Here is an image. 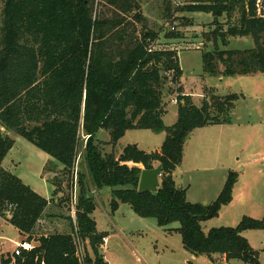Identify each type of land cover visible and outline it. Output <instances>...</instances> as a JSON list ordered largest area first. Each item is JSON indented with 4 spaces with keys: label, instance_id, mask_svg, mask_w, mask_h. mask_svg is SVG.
Returning a JSON list of instances; mask_svg holds the SVG:
<instances>
[{
    "label": "trees",
    "instance_id": "1",
    "mask_svg": "<svg viewBox=\"0 0 264 264\" xmlns=\"http://www.w3.org/2000/svg\"><path fill=\"white\" fill-rule=\"evenodd\" d=\"M143 1L0 0V128L61 165L44 166L43 172L52 174L53 192L49 199L39 196L2 167L14 141L0 130V218L26 242L37 243L1 264H107L99 251L106 235L97 232L92 217L94 195L102 189L110 190L111 213L123 204L139 218L154 219L159 228L178 233L193 256L218 254L225 263L260 264L242 233L264 231V220L246 217L235 228L202 231L203 222L232 202L236 172L228 173L209 205L189 203L173 179L190 134L229 124L238 96L220 97L204 88L196 106L180 86L179 49L154 47L159 32L149 27ZM157 1L166 23L179 12L215 19L213 48L201 55L206 76L264 75V0H189L180 7ZM222 17L225 30L217 21ZM244 37L253 40V48L226 49L231 39ZM180 38L172 32L165 36ZM171 95L177 122L166 127L164 101ZM100 130L108 142L96 139ZM132 130L165 133V139L156 152L130 145L118 153L117 143ZM157 166L158 192H139L142 170ZM173 224L178 227L169 229Z\"/></svg>",
    "mask_w": 264,
    "mask_h": 264
},
{
    "label": "rangeland",
    "instance_id": "2",
    "mask_svg": "<svg viewBox=\"0 0 264 264\" xmlns=\"http://www.w3.org/2000/svg\"><path fill=\"white\" fill-rule=\"evenodd\" d=\"M171 1L175 6L180 7L189 0ZM160 4L157 0H145L141 8L142 13L148 19L149 27L159 32L155 48L165 46L179 49L178 63L182 71L180 86L183 92L192 97L196 106L201 104L204 88L212 89L215 95L220 97L236 94L238 99L231 112V119L236 123L262 122L263 125L257 128L255 140L264 137V75L206 76L201 55L202 50L213 48L210 39L213 37L215 19L201 13L179 12L169 23H166L162 20ZM225 20L223 17L217 20L218 24L220 23L219 25L224 28L223 30L226 29ZM168 32L178 34L181 38L165 40ZM253 47V40L244 37L231 39L226 49L244 50ZM217 67L218 70H222L219 64ZM172 100L175 103H172ZM164 103L166 107L162 117L163 124L171 127L177 122V101L175 96L171 95L165 98ZM0 130L14 141L2 167L39 196L49 199L53 192V187L49 183L52 174H45L43 168L47 164H53L57 168H61V165L20 136L6 132L2 128ZM194 135L197 140L184 146L183 161L175 173V184L179 189L185 190V197L189 203L209 205L218 197L226 179L220 177L221 173L217 169L204 170L207 166L205 151L208 143L200 141L201 132ZM96 139L108 142L109 136L107 132L100 130ZM164 139L165 133L155 135L146 130H132L125 133L115 149L121 152L126 146L136 145L144 152H156L159 151ZM255 140L253 142H256ZM197 141L200 145L197 147L198 153L195 148H192L196 146ZM238 149L241 150L240 147ZM219 151V146L210 151L212 157L209 158H215L219 155ZM78 152V156L83 154V147H80ZM237 158L242 159L240 169L235 171L238 174L239 183L235 185L232 202L222 207L216 218L201 224L204 233L214 228H235L246 217L257 221L264 220V149H260L258 154L252 156V162H248V157L242 153L237 155L235 160ZM208 161L211 163L214 160ZM245 162H247L246 167L241 169ZM109 192L108 189L98 192L95 199L96 207L92 214L97 232L105 234L107 238L106 245L103 242L99 250L107 264H245L237 260L225 263L222 256L218 254L209 258L193 256L183 249L181 236L178 233H169L159 228L154 219L139 218L127 205L120 204V216L118 212L111 213ZM177 227L178 224H173L169 229ZM17 237L18 233L12 226L0 222V260L1 254L5 257L9 251L14 250L16 245L14 246L10 240H16ZM242 237L257 251L260 264H264V231H245ZM83 247L84 245L81 244L82 261L86 259Z\"/></svg>",
    "mask_w": 264,
    "mask_h": 264
},
{
    "label": "crops",
    "instance_id": "3",
    "mask_svg": "<svg viewBox=\"0 0 264 264\" xmlns=\"http://www.w3.org/2000/svg\"><path fill=\"white\" fill-rule=\"evenodd\" d=\"M235 39H238V38H235ZM261 125H263L262 122H258V123H254V124H252L250 122L236 123L235 121H233L231 119L230 123L227 125L204 127V128L194 130L190 134V136H189L188 140L185 142L184 146L191 141L193 142V140L196 139L195 135H194L195 133L201 132V135L199 137L200 141H204L206 144L208 143V145L206 146V151H205V155H206L205 161L207 163V166L204 167V170H216L217 169L221 173L220 177L221 178L223 177L224 179H226L229 172H235V171H237V169H240V165H241L240 160L242 158H237L235 160V157L237 155H240L242 153L245 155V157H248V162H252L253 161L252 156L258 154L260 152V149H264V137H262L258 140H255V135H257V128H259ZM245 134H247V135H245ZM254 140L256 142H253ZM184 146H183V154H184ZM198 146H200L198 141L196 143V146H192V148H195L196 153L199 152L197 150ZM218 146H219V150H220L219 155H217L215 158H209V157H212V154L210 153V151L216 149ZM239 147L241 148L242 151L238 149ZM244 150H246V151H244ZM118 153H120V151ZM210 159L211 160L213 159L214 161L209 163L208 160H210ZM232 160H233V162H232ZM182 161H183V157H182ZM246 164H247V162H245V164H243V167H241V169H244L246 167ZM175 173H176V170L173 173V179L176 177ZM174 182H175V179H174ZM238 183H239V180L237 181L236 184H238ZM235 188H236V186H234V188H233V193H234ZM108 191H110V190L108 189ZM109 194H110V192H109ZM96 195H98V193H96L94 195L95 199H96ZM45 199H47V198H45ZM109 199H110V195H109ZM119 210H120V205H119L118 210L114 213L116 214L118 212V214H119ZM119 216H120V214H119ZM1 221L7 226H11L4 219L0 218V222ZM174 229H176V228H174ZM16 231L18 233V237L16 238V240H10L11 243L14 244V246L16 245L15 248L17 247V245L22 244L23 242L26 241V237L21 235L18 230H16ZM106 243H107V238L105 237L104 244L106 245ZM31 245L33 248V247L37 246V243L33 242V243H31ZM13 251H9V253H7L5 257H4V255L1 254V259L2 258L5 259L8 255H12Z\"/></svg>",
    "mask_w": 264,
    "mask_h": 264
},
{
    "label": "water",
    "instance_id": "4",
    "mask_svg": "<svg viewBox=\"0 0 264 264\" xmlns=\"http://www.w3.org/2000/svg\"><path fill=\"white\" fill-rule=\"evenodd\" d=\"M5 136V134H2L3 138H5ZM160 174L161 166H157L156 168L151 170H142L138 182V191L157 193L160 187Z\"/></svg>",
    "mask_w": 264,
    "mask_h": 264
},
{
    "label": "built area",
    "instance_id": "5",
    "mask_svg": "<svg viewBox=\"0 0 264 264\" xmlns=\"http://www.w3.org/2000/svg\"><path fill=\"white\" fill-rule=\"evenodd\" d=\"M172 103H175V101L174 100H172L171 101ZM8 216V214H6V217ZM105 241V239H103V242ZM80 248H81V246L79 247V249H78V257L81 259V261H82V257H81V252H80ZM32 249V245H31V243H28V242H23L22 244H19V245H17V247L14 249V251H13V253H12V255L13 254H15V255H19V253H20V251L21 250H25V251H29V250H31Z\"/></svg>",
    "mask_w": 264,
    "mask_h": 264
}]
</instances>
